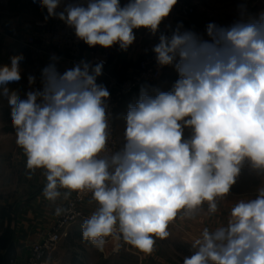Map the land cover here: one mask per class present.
Instances as JSON below:
<instances>
[{
    "label": "clouds",
    "instance_id": "clouds-1",
    "mask_svg": "<svg viewBox=\"0 0 264 264\" xmlns=\"http://www.w3.org/2000/svg\"><path fill=\"white\" fill-rule=\"evenodd\" d=\"M33 2L46 10L45 22L60 20L90 48L127 51L135 30L146 29L158 36L156 64L178 74L167 91L140 86L122 114L120 147L111 150L110 92L97 83L103 60L82 59L61 72L52 55L39 88L28 75L23 97L9 84L21 80L24 56L0 66V97L11 110L29 178L44 170L42 194L51 204L73 192L90 193L96 204L81 225L85 241L103 251L111 237L116 250L122 241L150 255L175 220L217 213L246 166L264 178V11L252 15L240 3L239 18L208 23L205 38L182 22L160 30L178 0ZM68 211L56 206L55 215ZM191 249L183 264H264V182L255 198L231 207L226 225L203 228Z\"/></svg>",
    "mask_w": 264,
    "mask_h": 264
},
{
    "label": "crops",
    "instance_id": "crops-1",
    "mask_svg": "<svg viewBox=\"0 0 264 264\" xmlns=\"http://www.w3.org/2000/svg\"><path fill=\"white\" fill-rule=\"evenodd\" d=\"M186 1L195 5V14L189 18H182L175 14L173 8L169 16L162 22L160 30L166 32V25L170 24L172 28H175L178 23L182 22L184 29L193 30L205 35L206 38V32L203 29L205 27L195 17L202 10V4L219 0ZM126 2L127 0H121L122 5ZM261 11L264 9H261L259 13ZM203 13L205 12H202V15ZM45 14L46 10H42L38 3H34L33 0H0V66L10 64V58L14 55L22 54L24 56V60L20 62L21 80L18 83L9 84V88L17 90L21 97L29 90L28 75L32 74L36 77L33 87L39 88L41 70L51 62V57L36 54L22 44L35 29L61 22L55 18H50L45 22ZM135 33L136 40L127 51L120 50L118 45L112 47L113 54L107 68L109 76L119 80L123 79L135 71L138 60L155 56L152 47L159 42L158 36H151L143 28L135 30ZM100 48L102 47L99 45L90 48L83 43L81 59H88L92 53ZM58 58L57 67L61 72L76 64L64 54L59 55ZM177 78L178 74L174 67L166 66L163 76L155 86L161 87L165 91L170 90ZM97 83L106 86L107 78L98 77ZM138 96L139 91H136L125 98L124 104L122 103L123 114H126L128 104L134 103ZM10 111L7 100L0 97V264H6V258H9V261L15 258L19 263H22L26 259L30 245L46 236L59 217L55 215L56 206H65V200L62 197L57 200L56 204H51L44 198L42 193L46 178L43 175V169H37L29 178L30 170L26 167L27 158L23 149L16 144V133L12 126ZM115 116L114 125L116 129ZM188 134L186 130L185 135ZM64 191L61 189L62 193ZM89 201L82 207L84 217L69 226L62 233L61 241L56 249L45 255V264H48L47 261L60 249L62 251L69 250L72 253L69 259L70 264H83L82 258H92L91 250L82 254L74 252L75 247L86 249L91 244L83 239L81 231L83 221L89 218L96 208L95 202L89 203ZM235 203L236 201L224 202L221 200L218 205V212L213 215L201 213L196 219H177L172 224L181 227L183 231H187V236H189V231H196L194 236L189 237L194 241L201 235L203 228L208 227L214 230L226 225L230 209ZM106 240L105 248L109 247L110 244L115 245L111 237L106 238ZM9 247L12 249L10 252H8Z\"/></svg>",
    "mask_w": 264,
    "mask_h": 264
},
{
    "label": "built area",
    "instance_id": "built-area-1",
    "mask_svg": "<svg viewBox=\"0 0 264 264\" xmlns=\"http://www.w3.org/2000/svg\"><path fill=\"white\" fill-rule=\"evenodd\" d=\"M175 14L182 18H189L195 14V5L189 4L186 0H178L173 7ZM83 41L76 39L74 32L63 22H57L50 26H41L35 29L22 43L30 51L51 57L64 54L72 62L78 63L81 59ZM113 54V48H100L92 53L87 61L93 64L103 60V75L106 77V88L110 92L108 100L109 110L113 114L112 137L109 140L111 150L120 147V139L116 133L114 125L115 112L121 103L132 93L139 91L142 84L155 86L163 76L164 69L156 64L155 56L138 60L135 71L123 79H117L107 74V68ZM67 191L66 189H64ZM91 200V194H86L78 198L75 192L69 200H65L64 208L70 209L65 214L60 215L50 231L40 241L30 245L26 259L19 263L11 259L8 264H45L44 257L47 253L54 251L61 241L62 233L77 220L82 219L84 214L82 207L87 201Z\"/></svg>",
    "mask_w": 264,
    "mask_h": 264
},
{
    "label": "rangeland",
    "instance_id": "rangeland-1",
    "mask_svg": "<svg viewBox=\"0 0 264 264\" xmlns=\"http://www.w3.org/2000/svg\"><path fill=\"white\" fill-rule=\"evenodd\" d=\"M240 3H247L248 11L252 15H258L259 11L264 9V0H219L217 2L202 4V10L199 11L198 15L196 14L195 18H198L202 22L201 25L205 27L203 28L204 32H206V25L210 22L229 25L239 18L237 6ZM202 12L205 13L202 15ZM123 104L122 106L120 105L115 116L116 131L120 142L124 133V121L122 119L124 112ZM262 182H264V178L257 176L246 166L242 170L237 183L232 187L230 194L223 201L237 202L239 199L255 198L257 189ZM209 229L212 230V228ZM168 230L171 235L164 240L156 239L154 250L150 255H146L122 241L118 250L115 249V245L110 244L109 247H104V250L100 251L90 244V247L86 249L75 247L74 252L82 254L91 250L92 258H82L83 264H183L184 256L190 255L193 251L191 249L193 240L189 237L194 236L196 231H189V236H187V231H183L181 227L173 224L169 225ZM71 256L72 253L69 250L62 251L60 249L47 263L70 264L69 259ZM14 260L16 259L14 258Z\"/></svg>",
    "mask_w": 264,
    "mask_h": 264
},
{
    "label": "trees",
    "instance_id": "trees-1",
    "mask_svg": "<svg viewBox=\"0 0 264 264\" xmlns=\"http://www.w3.org/2000/svg\"><path fill=\"white\" fill-rule=\"evenodd\" d=\"M8 249H9L8 252H10L12 250L11 247H9ZM8 263H9V258H6V264H8Z\"/></svg>",
    "mask_w": 264,
    "mask_h": 264
}]
</instances>
